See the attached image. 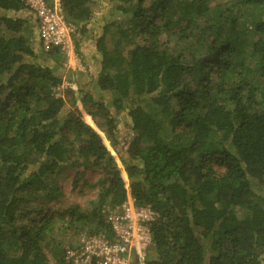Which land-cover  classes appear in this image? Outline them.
<instances>
[{
  "label": "trees",
  "instance_id": "16d2710c",
  "mask_svg": "<svg viewBox=\"0 0 264 264\" xmlns=\"http://www.w3.org/2000/svg\"><path fill=\"white\" fill-rule=\"evenodd\" d=\"M211 1L110 0L66 109L65 55L26 0H0V264H73L70 235L115 243L108 212L129 198L153 213L133 264H264V0ZM94 6L57 2L78 50ZM68 164L100 174L97 196L52 213Z\"/></svg>",
  "mask_w": 264,
  "mask_h": 264
},
{
  "label": "rangeland",
  "instance_id": "374dc122",
  "mask_svg": "<svg viewBox=\"0 0 264 264\" xmlns=\"http://www.w3.org/2000/svg\"><path fill=\"white\" fill-rule=\"evenodd\" d=\"M53 1L55 0H44V3L47 6H53ZM95 1V15L94 18L90 20L91 25L89 26L93 28V33H88L86 35V39L83 41L80 49L78 50L74 44L73 34H72V46L70 47L71 52L65 55L64 69L62 71L63 85L57 88L56 92L58 96L65 98L66 100V109L71 108V102L74 98L77 99L80 95L78 92L81 88L89 83L97 72H95V66H98L99 61L96 59L95 54V37L101 34V29H99L103 19L112 9L113 3H110V0H94ZM178 1L176 0V6H178ZM225 0H212L211 5L224 4ZM32 22H37V14L33 11V14H28ZM27 16V15H26ZM126 24V23H125ZM98 25V26H97ZM126 28L129 29L127 26ZM95 29V31H94ZM39 33V32H38ZM167 36H164L163 42L167 43ZM132 40H134V33L128 30L127 39L123 41V47L125 52H128L132 48V44H129ZM174 42L169 44V47H172ZM80 51V52H78ZM81 54L84 55L85 59L81 58ZM92 63V64H91ZM91 64V65H90ZM89 65V68L87 67ZM77 107H81L78 104ZM86 118V117H85ZM125 116H120L118 131L119 136L122 140H120V148H125V142L127 134L129 133V128L124 124ZM100 174L96 172L94 169L84 170L83 168H78L77 166L66 165L63 166L52 178L53 183L56 186H59L62 190V200L60 204L52 209V213H57L58 211H63L64 208L72 203L80 204L83 207H87L90 200H93L97 196V190L94 188H90V186H86L85 183H96L99 179ZM128 208H132L134 210L135 215L140 214L142 209L145 208H137L132 199H128L120 208H115L109 210V218L112 221L113 227L122 221L124 216V211ZM48 211V210H47ZM50 213V211H48ZM66 243L74 244V248L68 251L70 259L73 264H89L88 258L92 259V261H96L97 258L94 256V253H101L103 251L104 242L101 237H91L85 238L82 235H70L65 240ZM150 247V244L147 246L145 256ZM138 254L135 250H132L128 256L130 264H133L134 259Z\"/></svg>",
  "mask_w": 264,
  "mask_h": 264
},
{
  "label": "built area",
  "instance_id": "2783aa9c",
  "mask_svg": "<svg viewBox=\"0 0 264 264\" xmlns=\"http://www.w3.org/2000/svg\"><path fill=\"white\" fill-rule=\"evenodd\" d=\"M32 10L37 14L39 35L47 48L59 49L62 53L71 52L72 34L74 26L65 22L57 11L58 0L53 1V6H47L44 0H26ZM153 213L149 209H142L135 215L134 210L126 207L120 227L114 225L116 242L109 243L105 240L103 251L94 253L96 261L88 258L89 264H130L128 256L132 250L137 257H145L147 246L151 242L148 230L143 222L152 219ZM102 239V238H101Z\"/></svg>",
  "mask_w": 264,
  "mask_h": 264
}]
</instances>
